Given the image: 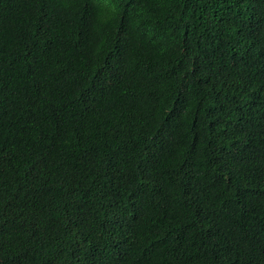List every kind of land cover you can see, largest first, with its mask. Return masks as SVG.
<instances>
[{"label": "trees", "instance_id": "1", "mask_svg": "<svg viewBox=\"0 0 264 264\" xmlns=\"http://www.w3.org/2000/svg\"><path fill=\"white\" fill-rule=\"evenodd\" d=\"M0 264H264V0H0Z\"/></svg>", "mask_w": 264, "mask_h": 264}]
</instances>
